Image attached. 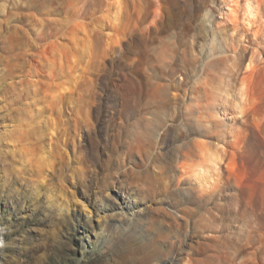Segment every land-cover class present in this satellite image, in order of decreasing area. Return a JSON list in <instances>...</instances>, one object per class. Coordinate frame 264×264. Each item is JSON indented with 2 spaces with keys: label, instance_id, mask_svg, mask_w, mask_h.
<instances>
[{
  "label": "bare ground",
  "instance_id": "6f19581e",
  "mask_svg": "<svg viewBox=\"0 0 264 264\" xmlns=\"http://www.w3.org/2000/svg\"><path fill=\"white\" fill-rule=\"evenodd\" d=\"M217 1L60 0L65 24L55 22L52 32L55 0L34 5L48 17L37 29L35 90L41 87L50 106L72 102V91L63 93L68 89L61 90L59 81L80 88L101 62L116 65L118 86L114 79H97L105 95L118 92L111 95L110 112V120L118 119L117 131H108L102 157L107 166L118 152L146 159L144 179L126 183L123 174L109 181L105 199L113 212L97 218L100 230L91 235L104 238L123 224L144 253L155 252L161 236L173 235L169 264H185V241L212 200L233 197L235 214L241 213L246 196L240 166L250 152L247 144L259 139L264 147V0H221L228 6L222 19ZM99 34L105 36L102 49L89 45ZM82 138L92 145L88 129ZM175 218L184 226L180 235L170 228Z\"/></svg>",
  "mask_w": 264,
  "mask_h": 264
},
{
  "label": "rangeland",
  "instance_id": "374dc122",
  "mask_svg": "<svg viewBox=\"0 0 264 264\" xmlns=\"http://www.w3.org/2000/svg\"><path fill=\"white\" fill-rule=\"evenodd\" d=\"M35 1L41 3L0 0V264H169L175 257L173 235L161 236L150 253L136 250L138 240L125 232L123 224L108 230L104 238L91 235L100 230L97 218L113 212L105 199L109 181L123 174L126 183L144 179L146 159L144 154L118 152L107 166L102 157L108 131L111 135L117 131L118 119L110 120V112L111 95L118 92L105 95V85L97 79H114L118 86L116 65L98 64L84 88H74L70 80L59 81L61 90L68 89L63 93L72 91V102L65 99L50 106L41 87L35 90L37 29L48 19L38 3L34 7ZM57 1L53 8L58 12L50 16L51 32L55 22H65ZM217 4L216 15L222 19L228 6L221 0ZM102 35L94 36L89 45L102 49ZM84 129L90 131L92 145L83 141ZM252 141L240 166L245 171L240 174L245 176L241 185L246 196H242L241 213L235 214L233 197L212 200L199 228L185 241V264H264V147L261 140ZM124 143L125 132L118 145ZM170 221L173 233L180 235L183 223L178 218Z\"/></svg>",
  "mask_w": 264,
  "mask_h": 264
}]
</instances>
